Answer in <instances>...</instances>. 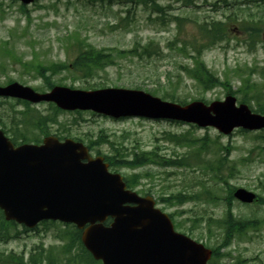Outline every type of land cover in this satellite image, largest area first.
<instances>
[{
  "label": "rangeland",
  "instance_id": "obj_1",
  "mask_svg": "<svg viewBox=\"0 0 264 264\" xmlns=\"http://www.w3.org/2000/svg\"><path fill=\"white\" fill-rule=\"evenodd\" d=\"M21 5L19 0H0V44L8 39L13 44V49L8 44L0 49V85L16 81L38 92L49 90L35 65L18 60L28 61L34 52L44 64L73 59L69 43L77 34L95 50L111 54L112 62L81 75L48 70L54 85L137 89L161 99L166 94V100L173 97L180 104L209 103L231 94L237 104L264 110V0H35L23 5L24 10ZM211 21L224 24V36L213 43L201 29ZM196 49L220 82L209 89L179 67L191 66ZM28 105L53 118L45 126L47 134L38 135L40 141L47 135L72 138L90 145L91 155L116 159L155 152L156 163L110 171L124 178L139 174L132 189L151 194L159 208L173 215L178 232L220 247L213 262L264 264V129L236 128L225 135L213 127L174 120L115 119L90 110H61L49 102ZM25 107L21 99L0 98V117L7 127L21 128L17 122ZM26 129L29 136L39 134L35 127ZM180 159L190 166L164 161ZM239 187L257 199L241 203L230 197L229 191ZM178 193L194 197L177 202L172 196ZM73 230L72 224L49 221L28 236H1L0 264H17L20 257L25 264L30 258L42 259L41 264H99L74 257L80 250Z\"/></svg>",
  "mask_w": 264,
  "mask_h": 264
},
{
  "label": "water",
  "instance_id": "obj_2",
  "mask_svg": "<svg viewBox=\"0 0 264 264\" xmlns=\"http://www.w3.org/2000/svg\"><path fill=\"white\" fill-rule=\"evenodd\" d=\"M29 4L34 0H20ZM0 97L31 103L53 102L63 110H92L113 118H165L214 126L223 133L235 127L264 128V115L245 104L223 101L186 105L163 101L144 91L125 88L95 90L53 86L37 92L18 82L0 86ZM100 155L71 138L48 135L39 144L14 145L0 129V209L6 220L33 228L42 220L72 223L81 241L102 264H206L211 250L176 232L167 214L126 188ZM239 200L252 202L254 193L239 188ZM112 218L110 225L103 222Z\"/></svg>",
  "mask_w": 264,
  "mask_h": 264
},
{
  "label": "trees",
  "instance_id": "obj_3",
  "mask_svg": "<svg viewBox=\"0 0 264 264\" xmlns=\"http://www.w3.org/2000/svg\"><path fill=\"white\" fill-rule=\"evenodd\" d=\"M196 0H182L184 4H192ZM22 10L25 9L23 5L20 6ZM212 22V23H211ZM209 23L203 24V35L209 40L210 43H213L214 41H219L224 36L223 33V23L220 21H211ZM9 45L13 49V44H11L10 39L3 41L0 44V49L2 46ZM143 47L134 46V49H142ZM6 46V50H9ZM69 50L74 51L73 59H66L64 62H53L49 61L47 64H44L42 61L39 60V55H36V52H34V55L32 58L28 61H25L21 58L18 62L22 65L24 64H31L35 65V71L38 75H40L42 78H44V82L46 83L47 87H52L54 84L51 82L50 78L47 77V71L51 70V72H60L63 70L76 72L77 74L81 75L82 73H91L92 71H96L99 68H103L107 66V64H110L112 62L111 54H105L103 51H97L95 50L91 45L87 44L83 39H80L77 34H75V38L72 40L71 43H69ZM196 53L191 56L192 62L191 66L187 65H180V70L185 72V76H189L193 81H195L196 84L202 86L205 89H209L214 84L220 83L217 78H214V76L210 73L209 69L206 67L204 62L201 59V51L200 49H196ZM70 53V52H69ZM68 53V54H69ZM12 60L16 58L15 55H11ZM213 78L212 83L209 84V78ZM167 95H163V98H167ZM173 100L174 98L171 97ZM26 107L19 112V119L17 124H21L22 127H7L6 123L2 121L0 117V125L2 127V130L5 132V134L10 135V140L14 144H19L23 142H33V143H39L40 140L38 138V135H46V124L49 123L53 118L49 115H42L35 111V109L30 108L28 105V102L22 101ZM57 109L56 107H54ZM4 109V108H0ZM257 112H264L262 108H257ZM29 126L35 127L39 132V134H35L33 136L28 135V128ZM88 148L91 150V146L88 145ZM158 156L153 151L148 152H139V153H133L131 157L122 156L119 159H116L113 156L105 155V160L109 163V165L112 168L117 167H129V168H135L138 166L145 165L147 163H156ZM167 165L170 166H190L186 165L185 159L180 160H164ZM164 164V163H163ZM213 168V165L211 166ZM217 169H219L217 167ZM140 178L139 174H132L129 177H126L124 180L128 187L132 188L133 186H136L138 184V180ZM230 197H232V190L229 191ZM173 199L177 202H183L188 199H193V195H183L182 193H178L175 196H172ZM164 200H168L169 198H162ZM2 212L0 211V225L2 226V229L6 231V223L2 221ZM171 217L173 215L171 214ZM3 223V224H2ZM72 232V236L75 238V243L78 246L80 252L77 253L74 257L79 258L80 260H89L93 263L95 261L92 260L90 254L87 252L86 249L82 246L79 238V231L75 229ZM218 249V247H217ZM218 252V251H217ZM30 264H41L42 259L37 258H30L28 260ZM17 264H21V257L18 258ZM47 264H51L50 262Z\"/></svg>",
  "mask_w": 264,
  "mask_h": 264
},
{
  "label": "flooded vegetation",
  "instance_id": "obj_4",
  "mask_svg": "<svg viewBox=\"0 0 264 264\" xmlns=\"http://www.w3.org/2000/svg\"><path fill=\"white\" fill-rule=\"evenodd\" d=\"M110 222H111V219H107L104 223H107L105 225H108V224H110ZM6 227L9 230V232L8 233L5 232L4 236H22V234H26L25 236H28L29 231H31V229H29V228H27L21 224L18 225L17 223L12 224V223L7 222ZM18 227H20L21 230H18ZM14 228H16L15 231H14ZM1 229L2 228L0 225V236H3V234H1Z\"/></svg>",
  "mask_w": 264,
  "mask_h": 264
}]
</instances>
